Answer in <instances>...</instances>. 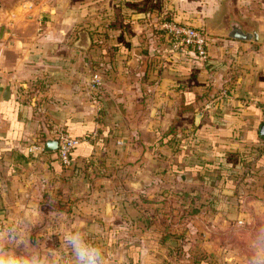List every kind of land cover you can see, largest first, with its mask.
Listing matches in <instances>:
<instances>
[{"label": "crops", "instance_id": "crops-1", "mask_svg": "<svg viewBox=\"0 0 264 264\" xmlns=\"http://www.w3.org/2000/svg\"><path fill=\"white\" fill-rule=\"evenodd\" d=\"M232 18L264 35V0H0V264H264V43Z\"/></svg>", "mask_w": 264, "mask_h": 264}, {"label": "built area", "instance_id": "built-area-1", "mask_svg": "<svg viewBox=\"0 0 264 264\" xmlns=\"http://www.w3.org/2000/svg\"><path fill=\"white\" fill-rule=\"evenodd\" d=\"M160 29L164 30L176 49L191 50L200 59H206L210 47V36L206 29L184 23L174 19H168L161 23ZM102 79L99 73H95L92 79V87L99 88ZM264 115V103L261 105ZM59 134L58 159L62 166L68 167L72 164V151L79 143V140L71 137L64 130L54 128L52 135ZM38 148V146H36ZM43 148V146H39Z\"/></svg>", "mask_w": 264, "mask_h": 264}, {"label": "water", "instance_id": "water-1", "mask_svg": "<svg viewBox=\"0 0 264 264\" xmlns=\"http://www.w3.org/2000/svg\"><path fill=\"white\" fill-rule=\"evenodd\" d=\"M225 36L228 38L238 39V40H244V41H250L255 43H264V35L261 34L258 30H250L247 31L244 29L242 23L238 21L236 18H232L230 21V28L225 33ZM262 130L264 132V126L262 127ZM59 138L60 135H52L50 131L47 132V138L42 143V146L45 148L46 151L52 152L55 151L57 158H58V146H59Z\"/></svg>", "mask_w": 264, "mask_h": 264}]
</instances>
